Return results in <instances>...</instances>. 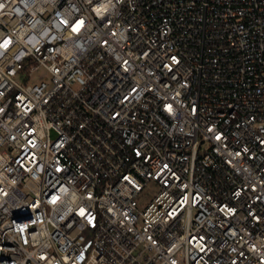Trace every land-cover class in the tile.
Returning <instances> with one entry per match:
<instances>
[{
    "label": "built area",
    "instance_id": "2783aa9c",
    "mask_svg": "<svg viewBox=\"0 0 264 264\" xmlns=\"http://www.w3.org/2000/svg\"><path fill=\"white\" fill-rule=\"evenodd\" d=\"M0 264H264V0H0Z\"/></svg>",
    "mask_w": 264,
    "mask_h": 264
},
{
    "label": "rangeland",
    "instance_id": "374dc122",
    "mask_svg": "<svg viewBox=\"0 0 264 264\" xmlns=\"http://www.w3.org/2000/svg\"><path fill=\"white\" fill-rule=\"evenodd\" d=\"M158 191V187L154 184H151L147 190L145 191V193L142 195L140 201L142 202V204H146L149 202V200L154 197V195L156 194V192Z\"/></svg>",
    "mask_w": 264,
    "mask_h": 264
}]
</instances>
